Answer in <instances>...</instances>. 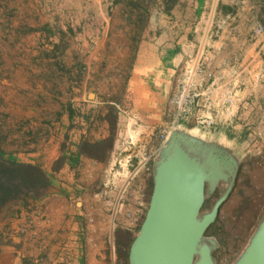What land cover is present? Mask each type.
I'll return each instance as SVG.
<instances>
[{"label":"crops","instance_id":"obj_1","mask_svg":"<svg viewBox=\"0 0 264 264\" xmlns=\"http://www.w3.org/2000/svg\"><path fill=\"white\" fill-rule=\"evenodd\" d=\"M123 1L134 0H61L63 9H85L59 17L89 67L106 64L112 51L132 59L122 92L113 79L102 89L92 71L82 90L73 88L71 114L59 111L55 134L45 135L41 122L35 149L15 154L16 162L38 166L49 186L35 208L10 222V238L23 246L3 247L2 264L37 259L45 250L47 261L57 264L64 258L116 264V243L126 242L148 208L161 130H196L239 162L251 143L264 141V0H155L160 14L138 31L120 15ZM117 36L123 43H115ZM128 36L138 38L132 43ZM187 75L196 97L191 114L175 120L171 101ZM203 118L211 119L209 129L199 127Z\"/></svg>","mask_w":264,"mask_h":264},{"label":"rangeland","instance_id":"obj_2","mask_svg":"<svg viewBox=\"0 0 264 264\" xmlns=\"http://www.w3.org/2000/svg\"><path fill=\"white\" fill-rule=\"evenodd\" d=\"M61 3V0H0V149L15 161L17 152L35 149L33 144H37L43 129L38 124H46L45 135H49L50 130L55 134L59 111L68 109L71 114L68 99L72 97L73 88L81 89L92 71H96V82L102 89L105 80L113 79L116 92H122V83L132 59L128 54L123 56L120 51H112L106 64L89 67L86 53L73 50L79 41L74 39L68 27L60 28L62 18L59 17L84 15L85 9L80 10L75 4L63 9ZM120 7L125 24L137 31L149 25L151 15L161 12V5L155 0L123 1ZM256 32L260 33L262 29L258 28ZM125 38L135 43L138 37ZM114 40L116 44L123 43L124 37L117 36ZM85 87L88 88L87 84ZM250 146L249 152L240 158L228 199L205 234L206 238L217 243L213 251L215 264H232L264 216V141L253 142ZM48 186L49 181L39 193H28L0 211V264L5 251L3 247L21 250L23 246L10 238V222L35 208L40 194ZM225 188V184H220L212 194H206L201 213L210 211ZM139 226L127 236L126 242L116 243V264H127L129 246ZM18 233L22 235L23 231ZM48 252L45 250L37 259L20 255V263L57 264L55 259L47 261ZM64 255L69 256V252L65 250ZM80 256V251L76 252L78 260ZM71 263L64 258V262L58 264Z\"/></svg>","mask_w":264,"mask_h":264},{"label":"water","instance_id":"obj_3","mask_svg":"<svg viewBox=\"0 0 264 264\" xmlns=\"http://www.w3.org/2000/svg\"><path fill=\"white\" fill-rule=\"evenodd\" d=\"M239 161L224 147L173 129L152 170L148 208L132 240L127 264H215V240L205 234L228 199ZM225 184L201 213L206 194ZM232 264H264V216Z\"/></svg>","mask_w":264,"mask_h":264},{"label":"trees","instance_id":"obj_4","mask_svg":"<svg viewBox=\"0 0 264 264\" xmlns=\"http://www.w3.org/2000/svg\"><path fill=\"white\" fill-rule=\"evenodd\" d=\"M47 185L48 180L38 166L18 163L0 149V211L28 193H39Z\"/></svg>","mask_w":264,"mask_h":264},{"label":"built area","instance_id":"obj_5","mask_svg":"<svg viewBox=\"0 0 264 264\" xmlns=\"http://www.w3.org/2000/svg\"><path fill=\"white\" fill-rule=\"evenodd\" d=\"M194 72V71H193ZM193 82L191 80V75L183 76L181 81L178 84V92L176 97H174L171 101L172 105L175 107V120H180L185 117H188L192 112V106L195 100L196 95L193 93ZM212 121L209 118L199 119L198 125L201 129H209L212 126ZM174 127L169 129L161 130L157 133V138L159 140V148L160 149L165 145L168 135ZM123 191L120 192L116 196V200L114 204L111 205V213L116 214L122 200Z\"/></svg>","mask_w":264,"mask_h":264},{"label":"bare ground","instance_id":"obj_6","mask_svg":"<svg viewBox=\"0 0 264 264\" xmlns=\"http://www.w3.org/2000/svg\"><path fill=\"white\" fill-rule=\"evenodd\" d=\"M188 134H189L191 137H193V138H196V136H198L196 130H190V131L188 132Z\"/></svg>","mask_w":264,"mask_h":264},{"label":"flooded vegetation","instance_id":"obj_7","mask_svg":"<svg viewBox=\"0 0 264 264\" xmlns=\"http://www.w3.org/2000/svg\"><path fill=\"white\" fill-rule=\"evenodd\" d=\"M220 185V184H219Z\"/></svg>","mask_w":264,"mask_h":264}]
</instances>
